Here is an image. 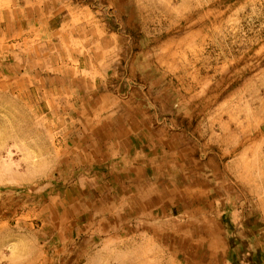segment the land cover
Wrapping results in <instances>:
<instances>
[{"label":"rangeland","instance_id":"rangeland-1","mask_svg":"<svg viewBox=\"0 0 264 264\" xmlns=\"http://www.w3.org/2000/svg\"><path fill=\"white\" fill-rule=\"evenodd\" d=\"M122 119L184 169L149 207L82 170ZM0 264H264V0H0Z\"/></svg>","mask_w":264,"mask_h":264},{"label":"crops","instance_id":"crops-1","mask_svg":"<svg viewBox=\"0 0 264 264\" xmlns=\"http://www.w3.org/2000/svg\"><path fill=\"white\" fill-rule=\"evenodd\" d=\"M140 126V125H139ZM160 131V130H159ZM113 136L111 131V126L109 127V130L103 134H99L95 138L96 143H100L103 153H101V156L94 155V151L91 154V160L92 164L89 167H82L83 172L88 174V176L93 177V182H99L104 181L108 182V180H111L113 176L116 175L118 169H128L130 172L135 173V179H129L128 180V187L129 190L133 193L130 198H126L124 196H120L119 198V205H125L127 203H135L139 204L142 207V203H146L149 206H152L154 204H157L159 200L162 197L163 190L164 189H170L172 192L179 191V188L181 186H178L177 190L171 186H168L167 188H154L151 189L147 187L148 183H151V181L156 178L159 179V181L164 180L165 178L163 176H166L167 179H171V175H162V177H159V174L154 175L153 171L150 169V166H152L150 162V158H155L158 156V154L154 153L155 151V143L161 144L155 139L150 140L147 136L146 137H139L136 138V142H141V147L143 150V153H140L136 151L134 152V147L132 145H123L119 146L117 149L118 156L115 158V154H113L109 148H110V141L111 137ZM135 140V138H134ZM133 142V141H132ZM151 142V143H150ZM154 143V144H153ZM144 144H147V147H144ZM144 147V148H143ZM110 151V153H108ZM108 165H111L112 169L108 167ZM182 173H180V176ZM164 178V179H163ZM166 179V180H167ZM147 183V185H146ZM106 186H108L106 184ZM114 189H108L107 193L111 194L114 193V198H118V192L113 191ZM154 194L157 195V197H153ZM112 195V194H111ZM110 195V196H111ZM152 196V197H151ZM151 197V198H150ZM107 197L102 198L99 200V203L101 205H105L107 202ZM102 202V203H101ZM148 207H145L147 209Z\"/></svg>","mask_w":264,"mask_h":264},{"label":"bare ground","instance_id":"bare-ground-1","mask_svg":"<svg viewBox=\"0 0 264 264\" xmlns=\"http://www.w3.org/2000/svg\"><path fill=\"white\" fill-rule=\"evenodd\" d=\"M138 123L135 122H130L127 119H122V121H120V123H113L111 125V131L113 136L111 137V141H110V148L109 150L114 153V148L117 145V143L119 142V140L128 133L129 130L131 129H136L139 128L140 126L137 125ZM148 137L150 140H153L156 138V135L151 134V133H146L145 137ZM155 141L157 142V139H155ZM154 144V143H153ZM156 147H155V151L154 153L158 154V156H156L154 159L150 158V162L152 164V166H150V169L153 171L154 175L159 174V177L161 178L162 175H171L172 178L171 179H167L166 176H163L164 180H160L158 178L154 179V181L152 180L151 183H146L147 187L154 189V188H167L168 186H171L173 188H175L177 190L178 186H181L184 184V179L180 176V173L184 172L183 167H181L180 165H174L172 167L169 166V164L171 163V158L167 157L165 155H160L161 151L159 149L158 146H160L161 144H157L155 143ZM130 145H132L134 147L133 151L136 153L139 152L143 153V150L145 149L144 147H147V144H144V149H142L141 147V142H136V140H133V142L130 143ZM101 153H103L101 144L96 143V146L94 148V155L96 156H101ZM184 160V159H183ZM167 179V180H166ZM102 203V202H101Z\"/></svg>","mask_w":264,"mask_h":264}]
</instances>
